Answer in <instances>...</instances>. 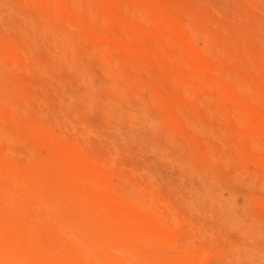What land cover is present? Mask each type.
<instances>
[{"label":"rangeland","instance_id":"374dc122","mask_svg":"<svg viewBox=\"0 0 264 264\" xmlns=\"http://www.w3.org/2000/svg\"><path fill=\"white\" fill-rule=\"evenodd\" d=\"M74 1L0 0V131L46 124L0 153L60 171L66 231L134 264H264V0Z\"/></svg>","mask_w":264,"mask_h":264},{"label":"bare ground","instance_id":"6f19581e","mask_svg":"<svg viewBox=\"0 0 264 264\" xmlns=\"http://www.w3.org/2000/svg\"><path fill=\"white\" fill-rule=\"evenodd\" d=\"M73 1L74 0H72V2ZM62 4H64V3H62ZM75 5H76V3L74 1L72 6L75 7ZM50 6H51V10L55 9L54 6H53V8H52V5H50ZM2 7H4V5ZM76 7H78V5H76ZM52 12L54 14V11H52ZM32 26H33V24H32ZM34 27H31L32 28L31 30H33V32L35 31V33H36V29H34ZM3 29H5V28L3 27ZM37 30L39 31L40 29H37ZM21 31H20L19 35H21ZM53 32H55V31H53ZM43 34H44V32H41V33L39 32V34H37V35H39L38 37L40 38L41 36H43ZM54 35H56V34L54 33ZM22 36H23V34H22ZM179 36H180V34H179ZM183 38H184V36H183ZM185 38H184V40H185ZM30 41L31 40L28 39L29 45H30ZM33 41H34V39H33ZM42 41H43V38H42ZM187 43H188V40H187ZM62 44L65 48L70 46L69 41L67 39H64V38H62ZM62 44H61V46H62ZM15 45H16V43H15ZM59 45H60V43H59ZM184 46H186V45H184ZM18 48H19V46H18ZM31 48H32V46H31ZM35 49H36V47H35ZM187 49H189V48L187 47ZM192 49H194V48H192ZM17 50L18 49L13 47V53L12 54H9V53L4 51V55L9 57L10 59H15L17 54H18ZM32 51H35V50L32 49ZM100 52H101V50H100ZM45 53H46V49H45ZM62 53H66V52L63 51ZM196 54H197V52H196ZM50 55H48V56H50ZM67 57H69V56H67ZM200 57H202V56H200ZM24 58H25V56H24ZM66 59H65V61H66ZM71 59H72V57H71ZM65 65H66V62H65ZM205 67H208V66H205ZM201 68H202V66H201ZM211 70H213V69L211 68ZM214 70H216V69L214 68ZM5 72H7V71H5ZM197 72L198 71H196V73ZM78 76H79V74H78ZM76 79H77V77H76ZM78 82H80V81H78ZM197 82H199V81H197ZM217 85H219V84H217ZM225 85H227V84H225ZM215 88H217V87H215ZM230 88L227 87V89H230ZM229 92H230V90H229ZM240 92H242V91H240ZM229 96H231V95H229ZM1 97H2V95L0 94V101H1ZM21 102H23V101H21ZM11 107H13V106H11ZM9 108H7V110H6L8 113L11 112ZM8 115L10 116V114H8ZM16 125H17L18 131H15V129H14V131L12 130V132H10V133H6V132L3 133L0 131V139H5V140L10 142V140H12L14 138L16 139L22 134H24L26 136L36 135L38 132L37 130H39V129L41 130L42 127H46V124H42L40 121L30 120V119L21 120ZM47 128H48V126H47ZM19 131H20V133H19ZM13 132H15V133H13ZM51 132L52 131H50V133ZM68 158H69V156H68ZM41 159H39L38 157H35V158L32 157V158H29L28 160H25V161H16L15 162V161L10 159L8 150H6L4 153L3 152L0 153V264H134L132 257L128 256L127 248L125 246H123L122 244L112 246V244L110 242H108L106 240H102L100 238L101 235L95 231H92L93 233L87 232L81 236H76V235L72 234L71 231L70 232L66 231L67 229L69 230V228H72V225H73L72 218L68 215L59 216L55 213L64 209V206L67 203L71 202L69 199V194H70V191H72V190L69 186H63V188H61L60 191H58L57 185L60 184V180H58V177H60V175H59L60 171L58 172V171L54 170V168L53 169L49 168L50 169L49 171L46 170V168L44 167L46 165V162L41 160ZM30 160L33 161L31 165H29ZM79 161H81V160H79ZM80 164H82V162ZM80 164H78L79 165L78 169H81ZM65 166H66V164H65ZM83 166H84V164L82 165V167ZM60 167H61V164H60ZM63 167H64V163H63ZM67 167H68V164H67ZM90 167H91V165H90ZM101 167H102V165H101ZM87 168H88V166H87ZM92 168H93V166L91 167V169ZM70 170L73 171L72 168ZM94 170H96V169H94ZM100 170H102V169H100ZM65 171H67V170H65ZM65 171L63 172L64 174H65ZM85 172L86 171H84V173ZM80 173L82 176L83 173L81 171H80ZM89 173L87 171V173L85 175H87ZM104 173L108 174L107 172H104ZM102 175H104V174H102ZM81 176H79V177H81ZM82 177H84V176H82ZM87 177H89V176H87ZM93 177L95 178V176H93ZM89 178H91V175ZM97 178H99V177H97ZM101 178H100V181H101ZM68 179H69V177H68ZM70 180H71V178H70ZM82 183H83V180H82ZM84 183H86V182H84ZM103 183H107V181L103 182V180H102V184ZM87 185H89V184H87ZM82 188H84V187L81 186L80 189H82ZM93 188H95V187H93ZM76 189H77V186H76ZM116 189H117V187H116ZM78 191L81 193L84 191V189H83V191L82 190L81 191L78 190ZM88 191L89 190L87 189L86 192L88 193ZM87 193H84L83 196L87 195ZM89 194L93 195V193H89ZM94 194L96 195L95 192H94ZM103 194H105V193H103ZM76 195H77V193H76ZM98 195H97V198H98ZM100 195L102 196V192H100ZM101 196H99V197H101ZM107 196H109V195H107ZM113 196H112V198H113ZM95 197L92 196L90 199L92 201L91 206L93 207V209H91V210L95 211L94 215H92V220L96 221V223H98L100 225L102 223L101 220L102 219L104 220L105 217L99 212V210H101V207L99 208V206H101V205H99L100 202H97L98 199ZM109 197H108V200H109ZM112 198L110 200H112ZM101 199H99V201ZM103 199L101 200L102 203H103ZM84 200L88 201V199H84ZM120 200H122V198ZM110 202H107L108 206H109ZM105 203L106 202H104V204ZM104 204H102V205H104ZM111 204H112V202H111ZM112 205L115 206V204H112ZM125 205L126 204H124L123 206H125ZM111 206H110V212H111ZM96 207H98V208H96ZM118 207L124 208L122 206H115L114 208L118 209ZM127 207H129V206H127ZM104 208H105V206H104ZM97 209H99V210H97ZM117 209H115V210H117ZM126 209L124 210V212L126 211ZM128 209H130V208H128ZM108 210H109V207H108ZM118 210L116 211L117 212L116 214H118V212H119ZM107 211H106V213L105 212L104 213L107 214ZM121 211H122V209H121ZM113 212H115V211H113ZM121 213H119V214L121 215ZM127 213L129 215V212H127ZM130 213L133 214L134 212L133 213L130 212ZM139 213H141V212H139ZM50 214H55V216L49 217ZM111 216H112V214H111ZM107 217H110V216H107ZM135 217H134V220H135ZM139 217H142V216H139ZM139 217H136V218H139ZM147 217H145V218H147ZM142 218H144V216ZM112 220L115 224H112L111 226H114L116 229H121V226H123L125 223V219H124V217H122V215L121 216H114L111 218V222H112ZM142 224H144V223H142ZM128 226H130V225H128ZM114 227H112V229ZM142 227H143V225H142ZM110 228L111 227H108V229H110ZM136 228L137 227H135V229ZM97 229H95V230H97ZM131 229L132 228L129 227V230H131ZM139 229H140V227H139ZM159 232H160L159 233L160 236H162V234H163V236H165V234H166V233L164 234V232H161V231H159ZM94 233H97V234H94ZM154 233L158 234L157 232H154ZM167 234H169V233H167ZM119 236H120V233H119ZM167 238H168V236L165 237L164 239H167ZM169 239H167V240H169ZM86 242L90 243L91 247L96 246V247H98V249H96V248L87 249ZM159 261H162L161 262L162 264L164 262L163 260H159ZM166 264H167V262H166ZM175 264H178V263H175Z\"/></svg>","mask_w":264,"mask_h":264}]
</instances>
